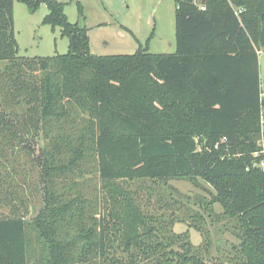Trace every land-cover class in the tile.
<instances>
[{
    "label": "trees",
    "instance_id": "1",
    "mask_svg": "<svg viewBox=\"0 0 264 264\" xmlns=\"http://www.w3.org/2000/svg\"><path fill=\"white\" fill-rule=\"evenodd\" d=\"M17 1L44 3L68 50L19 56L14 0H0V264H264V0H174L175 52L113 55L91 52L63 2ZM4 169L35 171L32 217V184ZM87 175L101 190L85 195ZM173 177L208 196L183 203ZM185 217L206 240L229 222L238 242L195 246L173 230Z\"/></svg>",
    "mask_w": 264,
    "mask_h": 264
},
{
    "label": "rangeland",
    "instance_id": "2",
    "mask_svg": "<svg viewBox=\"0 0 264 264\" xmlns=\"http://www.w3.org/2000/svg\"><path fill=\"white\" fill-rule=\"evenodd\" d=\"M64 3V13L71 23L85 27L89 36L91 52L97 55L133 54L139 47L145 48L150 53L175 52V1L174 0H58ZM77 2L82 5V15L77 10ZM48 9L41 3L35 11H30L22 1L14 0L13 20L14 35L18 44V55L24 57H48L65 54L68 50V38L61 34L59 26L51 27L43 23ZM260 87L264 91V52L259 54ZM31 143L38 153L41 139ZM3 171V170H2ZM15 186L22 187L27 183L32 184L28 217H32L44 205L43 197L39 193L38 179L35 171H27L20 176H11L10 169L3 171ZM90 175V174H89ZM23 176V177H22ZM83 181L85 195L95 188L101 190L97 177L86 176ZM168 184L177 189L182 202L197 195L208 194L205 189H210L201 180L197 182L191 178H176L168 180ZM13 190V189H11ZM19 204V203H18ZM213 209L221 213L222 208L215 203ZM25 213V209H21ZM25 213V214H26ZM192 219L185 217L181 222L176 221L173 230L176 233H186L188 240L195 246L208 242L209 249L219 254L223 248L237 244L233 228L229 222L220 220L208 227L209 236L204 237L205 231H199L191 223ZM227 264H235L232 261Z\"/></svg>",
    "mask_w": 264,
    "mask_h": 264
},
{
    "label": "built area",
    "instance_id": "3",
    "mask_svg": "<svg viewBox=\"0 0 264 264\" xmlns=\"http://www.w3.org/2000/svg\"><path fill=\"white\" fill-rule=\"evenodd\" d=\"M203 8H204V7L201 6V9H203ZM260 122H261V127L264 128V114L261 115V120H260ZM262 153H263V155H264V149H262ZM254 155H256V153H255ZM254 165H256V166L259 165V166H261L262 169H264V158H263V161H261L259 164L254 163Z\"/></svg>",
    "mask_w": 264,
    "mask_h": 264
}]
</instances>
